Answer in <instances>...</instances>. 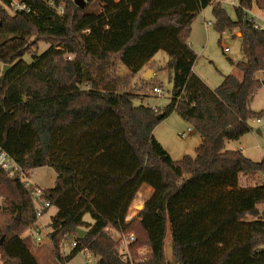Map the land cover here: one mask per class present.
<instances>
[{"label":"trees","instance_id":"obj_1","mask_svg":"<svg viewBox=\"0 0 264 264\" xmlns=\"http://www.w3.org/2000/svg\"><path fill=\"white\" fill-rule=\"evenodd\" d=\"M52 1L26 0L30 13L0 8V151L25 177L42 167L56 173L37 199L21 172L0 166V264H40L25 234L36 229L41 201L49 204L44 214L56 209L45 227L60 264L81 253L96 264H264V161L227 149L264 117L251 108L264 82V29L250 17L264 11V0H238L236 20L226 0ZM209 6L220 35L238 29L244 55L241 77L227 76L216 89L194 72L189 43ZM41 42L49 48L38 54ZM161 51L173 84L164 109L142 103L150 80L134 84ZM173 113L201 135L195 157L175 161L156 139ZM97 129L107 135L96 137ZM241 177L258 182L243 187ZM144 185L153 195L127 222ZM131 234V260H123L119 237Z\"/></svg>","mask_w":264,"mask_h":264},{"label":"rangeland","instance_id":"obj_2","mask_svg":"<svg viewBox=\"0 0 264 264\" xmlns=\"http://www.w3.org/2000/svg\"><path fill=\"white\" fill-rule=\"evenodd\" d=\"M98 2L99 0L93 1L94 4ZM237 2L238 0H226L222 4L223 8L233 20H236L235 7L237 6ZM0 8L7 9L11 12L10 8H8L1 1ZM250 17L254 19V22L260 28L264 29V11L255 9L250 12ZM213 24L214 18L212 14V7L209 6L205 8L193 22L192 25L194 29L191 32L189 43H193V50L198 55V60L194 67L196 75L200 77L210 88L216 89L223 83L225 77L230 75H236L238 77L241 76L236 64L244 60V55L242 51V40L238 36V29L235 28L220 35L214 29ZM48 48L49 44L41 42L37 52L38 54H42ZM225 49H229V51L225 52ZM24 60L31 63L32 55L27 54L24 57ZM168 61L169 59L167 54L163 51L159 52L155 56L154 61L151 63V68H153L156 73L154 78H146V76L142 74L141 77L138 76L134 80L136 87H142L146 81H151V84L147 88H144L142 92V95H147V97L142 101L144 105L164 109L170 104L173 84L171 80V72L168 69H165ZM119 71L122 74L125 73V70L122 67ZM154 87L162 88L164 90V94L162 96L155 95L153 93ZM251 108L256 112L264 110V86H262L255 95ZM115 120V124H117L118 120L116 118ZM112 121V116H107L103 119L102 124L109 126L112 124ZM250 124L253 131L243 136L238 141L228 142L227 149H240L246 157L252 159L253 161L261 162L264 161V117L259 120H253ZM93 133L96 137L98 135L100 137H105L107 135L102 132V129L94 130ZM154 135L175 161H179L185 156L195 157L196 149L202 142L201 135L196 131V129H194L193 126L187 123L177 113H173L166 120L161 122L155 128ZM116 142L121 141L120 139H117ZM83 143L84 139H80V141H78V143L74 146L73 150L77 151L80 149V146ZM100 149L101 148L97 146L99 154ZM122 152L123 156L128 158V149L122 150ZM103 158H105V156H103ZM23 181L34 190L50 189L55 185L56 173L50 167H42L35 169L30 173V176L25 177ZM256 182H258V179L248 180L245 177H241L240 180L241 186L243 187L254 186ZM137 197L138 200L144 201L148 198V195L141 192V194H138ZM0 207L2 208L1 204ZM133 212L135 213L136 211ZM55 214L56 209L51 208L42 217V222L49 224L51 222V218ZM137 215L135 217H137ZM85 220L88 222L92 221L90 216H86ZM43 243L44 244H37L35 240L32 241V250L39 263L60 264L52 254V246L48 238L44 237ZM69 250V247L66 248L65 254H68ZM97 261L98 258L81 253L67 264H96Z\"/></svg>","mask_w":264,"mask_h":264},{"label":"built area","instance_id":"obj_3","mask_svg":"<svg viewBox=\"0 0 264 264\" xmlns=\"http://www.w3.org/2000/svg\"><path fill=\"white\" fill-rule=\"evenodd\" d=\"M49 2L51 5L54 4L52 0H42ZM10 9L12 12H25V13H30L31 8L28 6L26 0H8ZM229 49H225V52H228ZM153 93L157 96H162L164 94V90L159 87H154L153 88ZM0 166L7 170L10 171L12 174L21 172V176L25 178V174L22 172V170H19V168L14 164V162L10 159L7 153L0 151ZM27 184V183H26ZM29 187V185L27 184ZM31 188V187H29ZM34 197L37 199L41 198V191L36 190L34 193ZM49 208V204L47 202L41 201V203L37 206V211H36V216H37V222H36V229L29 230L26 234L25 237H32L34 235L35 241L37 244H44L43 243V238H47V233H40V230L45 228L41 224L42 217L45 215L44 212L45 210ZM261 218L264 220V205L261 207ZM33 240V241H34ZM120 251H121V256L123 260H131L130 256V244L134 241V235L131 234L129 236H120ZM75 246V244H74ZM145 250H141L140 253H145Z\"/></svg>","mask_w":264,"mask_h":264},{"label":"crops","instance_id":"obj_4","mask_svg":"<svg viewBox=\"0 0 264 264\" xmlns=\"http://www.w3.org/2000/svg\"><path fill=\"white\" fill-rule=\"evenodd\" d=\"M193 25H192V31H193ZM238 36L240 37V32H238ZM190 45H191V47H192V49H193V43H190ZM153 61H154V59H153ZM148 72H151V74L153 75V77H152V79L154 78V76H155V70L153 69V68H151V67H149V68H145V70L143 71V75L144 76H146V74H148ZM194 72H195V70H194ZM241 77V76H240ZM141 192H143V193H145V194H147L148 195V198L147 199H145L144 201H140V200H138V194L140 195L141 194ZM153 192H154V190L151 188V187H149V186H147V185H144V186H142L141 188H140V190H139V192H138V194H137V196H136V198H135V200L133 201V203H132V206H131V208L129 209V211H128V214H127V218H126V221L127 222H130L131 220H129L128 219V217H129V213H130V210L132 209V207L134 206V205H140V204H143V206L145 205V203L150 199V197L153 195ZM140 212H141V210H140ZM139 212V213H140ZM139 213H138V215H139ZM137 215V216H138ZM133 219V218H132ZM41 224L45 227L47 224L46 223H43L42 222V220H41ZM42 231H43V233H47V230H46V227L45 228H43V229H41L40 230V233L42 234ZM31 239L32 240H34L35 239V237H34V235H32V237H31Z\"/></svg>","mask_w":264,"mask_h":264},{"label":"water","instance_id":"obj_5","mask_svg":"<svg viewBox=\"0 0 264 264\" xmlns=\"http://www.w3.org/2000/svg\"><path fill=\"white\" fill-rule=\"evenodd\" d=\"M90 0H75V3L81 7H84ZM10 66H4L3 67V76L4 78L7 75V72L9 70ZM153 75L151 74V72H148V74H146V78H152ZM263 86H264V82H263ZM159 119L163 118V115H159L158 116ZM145 206V205H144ZM144 206L142 207L141 211L144 209ZM80 233H82V231L80 230ZM4 238H2L1 243L3 242Z\"/></svg>","mask_w":264,"mask_h":264}]
</instances>
